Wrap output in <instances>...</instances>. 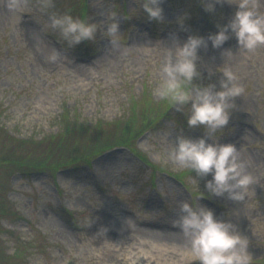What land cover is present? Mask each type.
I'll return each instance as SVG.
<instances>
[{
    "label": "rangeland",
    "instance_id": "374dc122",
    "mask_svg": "<svg viewBox=\"0 0 264 264\" xmlns=\"http://www.w3.org/2000/svg\"><path fill=\"white\" fill-rule=\"evenodd\" d=\"M53 1L0 0V264H186L190 237L176 223L185 200L232 221L249 238L252 264H264V45L247 49L234 33L220 47L209 40L194 81L219 87L231 75L243 89L229 124L209 139L237 145L240 170L254 178L245 200L210 193L211 174L173 160L181 134L205 129L189 126L190 105L180 110L156 92L171 38L220 31L239 0H161L163 19H151L143 0ZM89 11L101 25L95 40L72 46L50 25L53 14ZM113 12L117 44L102 34ZM102 149L88 165L59 170ZM98 235L111 238L95 243Z\"/></svg>",
    "mask_w": 264,
    "mask_h": 264
},
{
    "label": "clouds",
    "instance_id": "9594fccd",
    "mask_svg": "<svg viewBox=\"0 0 264 264\" xmlns=\"http://www.w3.org/2000/svg\"><path fill=\"white\" fill-rule=\"evenodd\" d=\"M259 2L264 3V0ZM207 7L213 9L215 4ZM143 8L151 19H163L161 0H143ZM117 16L118 13L111 14V22L102 33L113 44L119 42L121 32ZM50 25L58 28L72 46L97 39L101 29L97 22L74 17L70 12L53 14ZM233 33L239 45L247 49L264 45V14L259 11L257 0H239V8L229 23L207 38L190 35L182 44L177 43L174 53L162 62L163 76L156 92L180 106V110H184V105H190V114H187L189 126L203 125L205 129V135L198 138L181 134L172 153L173 160L195 170L201 177L211 174L207 179L210 193L216 196L227 193L229 198L242 201L254 178L240 170L237 145L232 142L215 143L209 138L211 133L229 124L234 98L243 89L233 83L231 75L222 78L219 87L215 83L204 86L194 83L201 75L197 63L200 48L207 47L209 40L214 47H220ZM179 208L181 215L176 223L190 237L186 264H252L249 238L236 230L232 221L218 218L210 206L189 200L182 201Z\"/></svg>",
    "mask_w": 264,
    "mask_h": 264
},
{
    "label": "bare ground",
    "instance_id": "6f19581e",
    "mask_svg": "<svg viewBox=\"0 0 264 264\" xmlns=\"http://www.w3.org/2000/svg\"><path fill=\"white\" fill-rule=\"evenodd\" d=\"M186 39L183 38V37H173L171 38L170 40V45L175 48L176 44L179 43V44H182ZM139 43H141V41H139ZM143 43V42H142ZM141 43V44H142ZM217 53V52H216ZM81 66H77V68H80ZM78 74L79 75H82V76H86L87 74H89V71H88V68L85 66V67H82L78 70ZM151 233L157 235L159 237V241L160 242V239H162V237L160 236V233L158 231H152ZM98 234V232H96L95 236ZM111 237L110 235H105L103 237H101V235H98L97 238L94 239V241H96L95 243H102V242H106V240H109ZM171 241H174V242H180V243H184L185 242V239L182 238V237H174L171 239ZM150 257H153V256H150Z\"/></svg>",
    "mask_w": 264,
    "mask_h": 264
},
{
    "label": "trees",
    "instance_id": "16d2710c",
    "mask_svg": "<svg viewBox=\"0 0 264 264\" xmlns=\"http://www.w3.org/2000/svg\"><path fill=\"white\" fill-rule=\"evenodd\" d=\"M96 137H98V136H96ZM101 139V138H100ZM84 157V156H83Z\"/></svg>",
    "mask_w": 264,
    "mask_h": 264
}]
</instances>
